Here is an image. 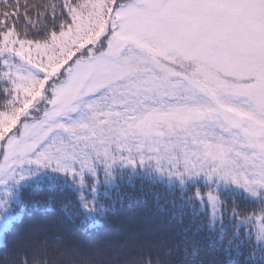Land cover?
Masks as SVG:
<instances>
[{
	"label": "snow or ice",
	"instance_id": "6c2138e0",
	"mask_svg": "<svg viewBox=\"0 0 264 264\" xmlns=\"http://www.w3.org/2000/svg\"><path fill=\"white\" fill-rule=\"evenodd\" d=\"M0 264H264V0H0Z\"/></svg>",
	"mask_w": 264,
	"mask_h": 264
},
{
	"label": "trees",
	"instance_id": "16d2710c",
	"mask_svg": "<svg viewBox=\"0 0 264 264\" xmlns=\"http://www.w3.org/2000/svg\"><path fill=\"white\" fill-rule=\"evenodd\" d=\"M13 2H15V0H13ZM25 2L33 3V2H36V0H20L21 4H24ZM112 227H118V225H112Z\"/></svg>",
	"mask_w": 264,
	"mask_h": 264
}]
</instances>
